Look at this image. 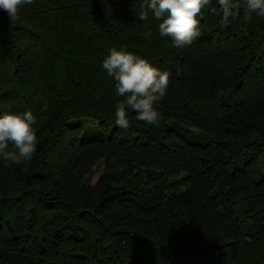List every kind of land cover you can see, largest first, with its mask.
I'll return each instance as SVG.
<instances>
[{
    "label": "trees",
    "instance_id": "trees-1",
    "mask_svg": "<svg viewBox=\"0 0 264 264\" xmlns=\"http://www.w3.org/2000/svg\"><path fill=\"white\" fill-rule=\"evenodd\" d=\"M139 3L0 10V114L31 110L39 138L0 159V264H264V17L205 9L181 50ZM112 47L171 73L159 126L115 125Z\"/></svg>",
    "mask_w": 264,
    "mask_h": 264
},
{
    "label": "clouds",
    "instance_id": "clouds-1",
    "mask_svg": "<svg viewBox=\"0 0 264 264\" xmlns=\"http://www.w3.org/2000/svg\"><path fill=\"white\" fill-rule=\"evenodd\" d=\"M34 0H0V10L10 20H19L20 11ZM140 0L137 19L146 22L149 13L158 21V32L161 37L170 39V46L185 49L191 46L200 36L201 19L205 9L213 15H219L220 25L226 27L230 19L244 12L245 21L253 13L264 17V0ZM150 40L152 33H140ZM102 67L107 76L114 81L115 94L121 97L114 105V123L123 130L131 126L129 110L136 113L135 119L148 125L159 126L161 113L156 105L167 93L171 82V73L151 64L126 48L112 47L103 59ZM100 100L101 97H95ZM46 111V106H44ZM37 116L31 111L16 113L4 111L0 114V159L5 166L31 161L34 157L39 138L37 135Z\"/></svg>",
    "mask_w": 264,
    "mask_h": 264
},
{
    "label": "rangeland",
    "instance_id": "rangeland-1",
    "mask_svg": "<svg viewBox=\"0 0 264 264\" xmlns=\"http://www.w3.org/2000/svg\"><path fill=\"white\" fill-rule=\"evenodd\" d=\"M87 126H88V128H90V129H94V128H95V124H94L93 122H91V121H88V122H87ZM85 129H87V128H85Z\"/></svg>",
    "mask_w": 264,
    "mask_h": 264
}]
</instances>
